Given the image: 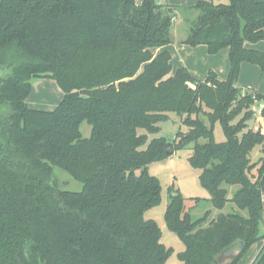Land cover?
Masks as SVG:
<instances>
[{
	"label": "trees",
	"instance_id": "16d2710c",
	"mask_svg": "<svg viewBox=\"0 0 264 264\" xmlns=\"http://www.w3.org/2000/svg\"><path fill=\"white\" fill-rule=\"evenodd\" d=\"M195 9L184 42L227 48L224 80L213 69L205 79L185 66L172 73L170 51L157 50L173 42L171 5L0 0V264H167L173 249L145 218L162 197L149 165L190 145L213 206L231 210L193 219L171 194L165 220L185 243L180 264H240L259 241L251 264H264V131L250 126L264 118V94L237 86L243 61L264 69V51L246 46L264 40V0ZM34 78L62 88L55 109L29 106ZM171 112L188 129L150 138ZM61 173L82 189L64 188Z\"/></svg>",
	"mask_w": 264,
	"mask_h": 264
},
{
	"label": "rangeland",
	"instance_id": "374dc122",
	"mask_svg": "<svg viewBox=\"0 0 264 264\" xmlns=\"http://www.w3.org/2000/svg\"><path fill=\"white\" fill-rule=\"evenodd\" d=\"M143 0H136L141 4ZM161 4L171 5L175 10V19L171 28V37L173 42L168 44V49L172 55V73L179 67L185 66L198 78L204 79L209 68L217 71L222 79L227 78L229 56L224 57V49L216 54H211L207 45L198 44L191 45L184 40L189 35L190 24L197 17L195 5L199 0H157ZM258 42H264L260 40ZM257 42H246V46ZM224 50V51H223ZM239 86H249L256 89L259 93L264 94V69L256 63L243 61L241 64L240 77L237 83ZM64 96V91L58 85L57 81L51 78H34L32 80V90L27 99L30 107L44 110H53L59 104ZM261 103H264L262 101ZM160 131L150 134V138L164 136L168 140H173L177 133L188 128L182 123L181 117L171 112L169 119L159 123ZM250 126L254 129H262L264 131V118L257 115L256 120L250 122ZM92 126L84 121L81 124V132L84 137L91 134ZM143 132V130H140ZM215 138L217 141L225 140L224 130L219 122L216 123ZM192 146L176 150L166 159L153 162L149 165L151 174L158 177L162 186V197L159 204L149 208L145 212V218L154 219L162 229V241L172 247L173 252L167 260V264H180L178 253L185 249V243L179 235L169 229L165 212L170 202L171 194L180 193L185 200V207L192 214L193 219L200 218L207 211H211L209 218L217 216L221 211L228 212L231 210L230 204L224 210L216 209L211 200L210 192L205 188L199 179L201 170L193 167L189 162V156L192 153ZM262 155L260 148L253 151V159H257ZM65 179L64 188L79 191L82 184L74 180L67 173H61ZM234 189H231V192ZM232 195V193L230 194ZM264 232V227L262 228ZM263 241L253 244L245 256L241 259L240 264H251L260 251Z\"/></svg>",
	"mask_w": 264,
	"mask_h": 264
},
{
	"label": "crops",
	"instance_id": "0c3cea01",
	"mask_svg": "<svg viewBox=\"0 0 264 264\" xmlns=\"http://www.w3.org/2000/svg\"><path fill=\"white\" fill-rule=\"evenodd\" d=\"M247 47H249V48H252V49H257V50H263L264 51V42H257V43H252V44H250V45H248ZM158 51H162V50H169L168 49V45H166V46H164V47H161V48H158L157 49ZM225 50V52H223V54H224V57L228 54V56H229V50L227 49V48H225L224 49ZM223 50V51H224ZM170 51V50H169ZM229 68H230V63H229V66H228V73H229ZM210 69H213V68H209V70ZM208 70V71H209ZM214 71H216L215 69H213ZM217 72V71H216ZM228 73H227V76H228ZM218 74V73H217ZM207 76V75H206ZM218 77L220 78V79H222L219 75H218ZM206 78V77H205ZM204 78V79H205ZM222 80H224V79H222ZM237 86L239 87V88H241L242 90H247V89H251V90H254V91H257L256 89H254V88H252V87H249V86H239L238 84H237ZM258 92V91H257ZM262 94V93H261ZM259 107V106H258ZM257 256V255H256ZM256 258V257H255ZM254 258V259H255Z\"/></svg>",
	"mask_w": 264,
	"mask_h": 264
},
{
	"label": "built area",
	"instance_id": "2783aa9c",
	"mask_svg": "<svg viewBox=\"0 0 264 264\" xmlns=\"http://www.w3.org/2000/svg\"><path fill=\"white\" fill-rule=\"evenodd\" d=\"M258 106H259V108L260 107H263L264 106V103H260Z\"/></svg>",
	"mask_w": 264,
	"mask_h": 264
},
{
	"label": "water",
	"instance_id": "95a60500",
	"mask_svg": "<svg viewBox=\"0 0 264 264\" xmlns=\"http://www.w3.org/2000/svg\"><path fill=\"white\" fill-rule=\"evenodd\" d=\"M237 253H239V251Z\"/></svg>",
	"mask_w": 264,
	"mask_h": 264
}]
</instances>
